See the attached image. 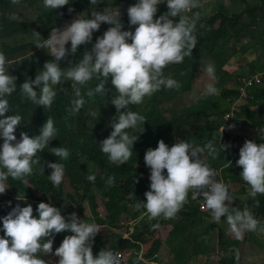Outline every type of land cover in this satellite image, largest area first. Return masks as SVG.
Listing matches in <instances>:
<instances>
[{
    "label": "clouds",
    "instance_id": "clouds-1",
    "mask_svg": "<svg viewBox=\"0 0 264 264\" xmlns=\"http://www.w3.org/2000/svg\"><path fill=\"white\" fill-rule=\"evenodd\" d=\"M209 2L210 0H204L199 4V0H128L115 7L102 6L98 9L96 6L102 5L103 0H89V10L74 13L59 29L52 28L44 39L40 38V33L36 30L41 21L39 8L54 10L69 4V0H39L36 5L26 7L38 6L39 20L31 19L32 21L25 20L16 13L13 7L17 0H14L10 8H0V19L6 18L8 22L21 26L28 23V28L35 31L33 35L19 33V44L16 45V38L3 37V24L0 21V194L8 188L6 182L9 177L22 181L30 175L32 165L37 160L34 154L47 147L53 138L56 139L58 126L50 113H53L52 108L56 102L55 86L66 80L70 81V88L73 90V99L70 100V110L73 113H80L85 109V96L100 94L96 104L100 107L98 115L102 117H98L97 121L99 132L96 143L98 150L106 154L109 163L119 166L130 158L139 167L143 158L149 170V182L145 179L144 183L141 182L137 201L117 192L118 196L125 197L121 205L113 204V215L108 210L112 204H106L110 199L102 197L104 190L109 193L108 189L95 188L98 191L93 196L94 202L100 208H97L96 215H90L89 205H85V215L90 216L89 220L82 216L83 211L78 207L72 210L58 201L56 205L43 201L32 202L19 193H14L21 203H16L10 211L0 216V231L3 232L0 235V264H222V260L229 264L234 251V255H241L243 258L245 246L254 243L253 237L258 236V221L252 215L254 206L251 198L258 193L264 194V142L245 140L239 147L235 163L241 168L239 177L248 185L251 196H233L230 194V187L226 185V177L218 159V151H224L230 144L219 143L217 148L214 140L209 137L203 142L196 139L185 141L181 136L175 135L177 132L173 129L166 131L155 141L152 133L157 131V117L150 109L142 106L145 103L142 101L144 97L157 95L178 85L180 95L177 99L183 105L185 96L196 94L197 91H200L199 96L204 93L206 98L212 94L220 95L219 89L216 91L212 83L217 82V74H220L217 61L205 56L200 58V62L199 58L196 61L198 54L192 49L196 43L202 48V31L200 34L196 26L198 14L194 13V9H203V5ZM222 2L225 3L224 0ZM240 2L245 5L244 0ZM162 3L167 10L156 16L157 7ZM121 4L127 7L125 17L128 18L131 30L124 29L120 21L119 16L123 14L109 10ZM254 5H264V0ZM236 10L239 12L243 9ZM68 11H72L71 7ZM86 13H90V16H79ZM206 13L210 16L217 14L213 10ZM231 15L227 16L232 17ZM257 20L255 25L250 26L246 37L239 35V39L237 37L231 43L237 46L234 49L237 52L233 51L231 61L225 68L233 77H240V83L231 81L229 87L238 90L241 95L225 113L227 119L225 118L221 131L234 125H242L241 111L250 100L255 101L254 105L251 104V109L260 100H264V67L257 64L262 60L264 62V15L257 17ZM101 22L110 26L92 42L93 33L99 29ZM219 27L221 21L214 26L215 29ZM84 43H91L90 50L85 49L75 63L69 61L70 66L61 67L59 61L69 54H75L78 46ZM9 44L20 47L28 45L29 52L44 48L47 52L43 51L39 56L42 59L47 54L52 56V59L44 62L33 79H24L19 85L21 94L33 103L31 113L22 115L9 111V106H13L9 104L8 96L17 89L16 76L9 74L14 64L10 59L12 56L7 53L6 47ZM29 52L20 58V62L26 59ZM186 56L188 59L195 58L199 67L192 89H184L181 87L182 82L178 84L175 79L163 74L166 65L181 63ZM232 61L237 63V68L230 71L227 66ZM205 72L209 78L201 75ZM109 77L110 84L105 86ZM199 77L201 80L198 82ZM93 78L98 83L81 95L78 86L85 85ZM258 91L262 93L256 99ZM133 104L136 107H132ZM263 106L264 102L252 111L256 113ZM90 115L95 117L96 113L91 111ZM23 116L28 120L25 121ZM83 116L84 125L92 126V117L85 112ZM165 118L170 120L171 114L166 113ZM200 122L205 121L200 119L199 123L193 121V124L200 126ZM200 129L201 126L198 131ZM51 149L60 158H66L69 154L65 147ZM136 153L140 155L139 160H134ZM80 166L81 169L78 170L76 167H64L57 161L48 162L47 167L51 171L47 178L55 187L64 176L71 186L69 175L81 182L86 176V168ZM40 170L43 171V168ZM92 172L83 182H93L97 175L111 190L120 185L111 169L99 167L96 173ZM18 185L13 184L12 188ZM82 196L86 201L92 199L90 196ZM233 198H248L251 211L246 207L241 209L231 206ZM193 200L198 201L201 210V215H195L194 218L189 216ZM7 203L11 205V201ZM22 203L26 205L23 206ZM30 203L36 205V209ZM184 213L189 217L183 219ZM207 217L213 223H208ZM221 217L228 226L214 223ZM179 221L190 230L181 235L183 253L177 258L174 253L171 254L176 246L171 244L170 233L175 230ZM211 224L213 228L209 237L213 239V243L208 240L212 247L211 255L199 256L196 245L202 238L189 232H203ZM221 231L231 241L236 238V244L233 246L232 242L225 249L218 239ZM244 232L248 233L247 241L241 238ZM97 233L104 235L108 242L99 251L91 250ZM117 237L129 243L120 252L113 251L109 245ZM259 237L264 239V236ZM132 242L140 247L132 246ZM243 264H246L244 258Z\"/></svg>",
    "mask_w": 264,
    "mask_h": 264
},
{
    "label": "trees",
    "instance_id": "trees-1",
    "mask_svg": "<svg viewBox=\"0 0 264 264\" xmlns=\"http://www.w3.org/2000/svg\"><path fill=\"white\" fill-rule=\"evenodd\" d=\"M13 2L14 0H0V8H10L14 4ZM38 2L39 0H23L22 4L25 7H32ZM123 2H128V0H103V4L97 5L96 7L98 9L102 6L115 7ZM203 2L204 0H199V4ZM244 2L248 3V0H244ZM209 5H218L221 9L216 11L217 14L214 16H210L206 13ZM247 5V9L238 12L236 9L230 10L228 6L223 4L222 0H220L219 4H216V0H212V2L203 5V9L201 7L194 9V13L198 14L196 26H198L200 34L202 31V48L196 43L192 49L198 54L196 61L199 58L200 62V58L204 56L213 58L217 61L220 74H217V82L213 81L212 83L214 84L216 91L219 89V96L212 94L207 96V98H201L198 102V107L193 109V106L191 108L188 105H183L177 99L180 95V90H177L178 85L174 88H168L165 92H161L157 95L146 96L142 100L145 102L142 106L146 109H150L157 117V131L152 133L153 137H155V141L157 138L161 137L162 134H165L166 131L173 129L177 132L175 135L181 136L185 141H188L189 139L195 141L196 139L198 142H203L209 137L214 140L217 148H219V143H228L231 145L224 151H218V159L220 167H222V173L226 177V185L230 187V194L237 197L251 196L249 195L248 185L239 177L241 168L235 163L238 159L239 147L242 146L245 140H253L257 143L264 142V106L260 111L254 113L255 111H252L250 108L251 104L254 105L255 103L253 100H250V103L242 108L240 116V119L243 118L242 125H234L229 129L221 131L222 126L225 124V113L230 110L232 102L238 99L241 95L238 90L229 87L231 81L240 83V77H233V74L229 73L225 68V66L231 61L230 55L233 54V51L237 52V50H234L237 46H234L231 43L236 40L239 35H242V37L247 36V31L250 29V26H253L258 22L257 17L255 16L256 13L260 14L258 16L260 18L264 15V5L252 6L249 3ZM69 7L72 9L71 12L68 11ZM90 7L89 0H69V4L63 5L54 10L43 9L40 7L39 17L41 21L38 24V29H36L38 33H40V38H47L52 28L59 29L64 21L73 17L74 13L85 9L89 10ZM166 10V5L162 3L161 6L157 7V12L155 14L158 16ZM229 14H232V17L227 16ZM119 19L122 22L124 29L131 30V26L127 23V17L119 16ZM0 21L3 24V37L7 39L16 38L14 42L16 45L19 44V33L23 32L26 35L35 34V31L28 28V23H24L23 26H21L18 23H10L3 17ZM219 21H221V27L215 29L214 26ZM229 25L231 28L234 27V29L239 26L240 28L234 30L231 34H227L226 31L229 29ZM109 26V24L101 22L99 29L93 33L92 42L95 41L96 36L102 35ZM21 27H23V29ZM32 44L35 45L34 43ZM65 46L68 47V44ZM90 48L91 43L79 45L75 54H69L59 61L61 67L70 66L69 61L75 63L81 58L84 50H90ZM6 49L8 55L12 56V58H9L14 62L9 74L16 76L17 84V89L8 96L9 104L15 108L9 106V111L12 114L31 113L34 109L33 103L21 94L19 85L24 79H33L36 72L43 67L44 62L52 59V56L47 54L45 58L42 59L40 57L38 58L28 55L24 61L20 62V58L30 50L28 45L20 47L9 44ZM242 50H245V48H242ZM4 55L8 56L7 54ZM196 61L195 58L188 59L186 56L181 63L166 65L163 69V74L175 79L178 84L182 82L181 87H184V89H192L193 83L197 78L195 74H197L199 69ZM257 64L264 67L263 60ZM96 83H98V80L93 78L85 85L78 86L80 87L81 95H84L88 88H94ZM109 84L110 77L109 81L105 83V86ZM33 87L34 90L38 91L36 86ZM55 87L56 96L54 97V100H56V102L52 108L53 113L50 114L56 119L58 126L57 137L55 140L53 138L47 147L38 150L37 154H34V158L37 160L36 163L32 165V173L30 175L24 177L22 181L14 180L11 177L8 178L6 182V187L8 188L5 189L4 193L0 194V216L5 215L10 211V208L16 203H21L14 195V193H19L22 197L32 200V202L43 201L45 203L55 204L56 201H58L59 203H62L64 207L72 210L78 207L83 211L82 216L86 220H89L90 216L85 215V205H89L90 215H96L98 213L97 208H100L97 203L94 202L93 196H95V193L98 191L94 190L95 188L108 189L109 193H106V190H104L102 197L110 199L106 204H112V206L108 207V210L109 213L113 215V204L121 205L125 197V195L118 196L117 192L126 194L134 201H137L141 190V182L144 183V179L146 182H149V170L145 166L143 158L139 163V167H136L133 160L131 161L130 158L127 162L117 166L114 163L110 164L107 160L106 154L98 150L96 138L99 132V125L97 124V121H99L98 117H102V115H98L100 107H97L96 101L99 99L100 94H94L92 97L85 96V109L80 113H73L70 110V100L71 98L73 99V90L70 88V81H63ZM261 93V91H258L255 94V98L258 99ZM132 107H136V104H133ZM91 111L96 113L95 117L90 115ZM84 112L92 117V126L84 125ZM168 112L171 114L170 120L165 118L166 113ZM200 119H204L205 122H200L202 129L198 131L200 126L194 125L193 121L199 123ZM24 120L27 121L28 118L24 117ZM32 121L34 122L35 119ZM60 146L68 149L69 154L66 158L57 157L51 152V148ZM139 158L140 155L136 153L134 160H139ZM55 161L62 163L64 167H76L77 169H81L80 165H86V176L91 171H93L92 174L96 173V169L99 167L111 169L117 176L120 185L115 190H111L109 187L105 186V182L97 175H95V180L93 182L86 183L83 182L86 176L81 182L74 180L72 176L69 175L71 186L63 176L61 183L58 186L53 187L47 178L48 173L51 171L47 167V163ZM41 167L43 168V171L40 170ZM15 183H18L19 185L12 188V185ZM231 187L233 191H231ZM82 194L90 196L89 198L92 199L86 201ZM9 201H11V205L7 203ZM252 202L254 206L252 215L258 221L256 230L263 237L264 194L258 193L255 196H252L251 203ZM30 204L33 206V209H36V205L33 203ZM22 205L25 206L26 203H22ZM33 214H37L35 210H33ZM195 215H201L200 205L197 200H193L189 216L194 218ZM189 216L184 213L183 219H186ZM177 223L178 225L175 230L170 233V236H172L171 244L176 246V250L171 252V254L174 253L176 257L179 258L183 253L181 235L190 230V228L187 225H184L181 221ZM212 228L213 225L211 224L209 227H205L203 232H189L195 237L202 238V240L196 245V252L199 256L211 255L212 247L208 240L213 243V239L211 240L209 237ZM0 235H3V232L0 231ZM241 238L242 240L247 241L248 233L246 234L244 232ZM218 239L225 249H228L232 242L234 246V244H236L234 241L237 240L234 238V241H231L222 231L219 232ZM252 242L262 248L264 247V239L259 236L253 237ZM142 243L145 244L144 241H142ZM106 244H108V242L105 236L97 233L93 238L91 250L99 251L100 247ZM109 245L113 251L120 252L127 248L129 243L128 241L117 237L112 240V243L109 242ZM131 245L140 247L139 244L134 242H132ZM233 253L230 257L231 259H229V264H243V258L241 255H234ZM222 264H226L224 260H222Z\"/></svg>",
    "mask_w": 264,
    "mask_h": 264
},
{
    "label": "rangeland",
    "instance_id": "rangeland-1",
    "mask_svg": "<svg viewBox=\"0 0 264 264\" xmlns=\"http://www.w3.org/2000/svg\"><path fill=\"white\" fill-rule=\"evenodd\" d=\"M218 2V0H217ZM224 4H228V8H230L231 10H234V9H247L248 8V3L251 4L252 6H255L254 4L255 3H259L260 0H248V3L244 2L245 5H243L240 0L239 2H237V0H224ZM125 5V4H124ZM124 5H120L119 7L115 8V9H110V11H113V12H119V15L120 14H123V16H125L127 14L126 12V9L127 7H125ZM216 5H209V7L207 8V10H212V8H214ZM243 7V8H242ZM14 10L16 11V13L23 17V19L25 20H30L32 21L31 19H34V20H39V17H38V6H35L33 8H26L23 4H22V0H17V3L14 5ZM218 9H221L220 7H218ZM87 15L90 16V13H86V14H81L79 16L81 17H86ZM260 14L256 13L255 16L258 17ZM70 23V22H69ZM240 28L237 27L236 29H234V27L232 28H229L226 33L227 34H231L234 30H238ZM239 39V37H238ZM44 52H47L44 48H37L36 50H32L29 52L28 55L30 56H35V57H39L42 53ZM234 59V58H232ZM212 64V63H211ZM213 67H214V64H212ZM227 68L230 70V71H233L234 69L237 68V63L236 62H231ZM201 75H204V77H207L209 78V76L207 75V73H202ZM200 75V76H201ZM201 80V78L199 77L198 78V82ZM209 83V82H208ZM205 87V86H204ZM200 91H197L196 94H191V95H187L185 96V101H184V104L185 105H190V106H193V109H196L198 107V102L201 98H204L206 96H204V93L201 94V96H199V93ZM264 102V100H260V102L258 103V105L256 106H253L252 109L256 110L258 108V106L260 104H262ZM226 118V117H225ZM227 119V118H226ZM227 126V125H226ZM226 126L223 128L225 129ZM222 129V130H223ZM83 167H86V165H83ZM249 199L248 198H243L242 200H238L236 198H233V201H232V205L233 207H238V208H247L249 210V212L251 211V204L249 203ZM131 211V210H130ZM88 212V211H87ZM207 222L208 223H213L211 222L210 220V217H207ZM215 224L219 223V224H222L223 226H228L226 221L223 219V217H221V219L219 221H216L214 222ZM256 234L258 236H260V234L258 232H256ZM215 243L217 244V240H215ZM243 258L246 262V264H263L264 263V247H260L254 243H251V244H247L243 250ZM51 264V262H50Z\"/></svg>",
    "mask_w": 264,
    "mask_h": 264
},
{
    "label": "crops",
    "instance_id": "crops-1",
    "mask_svg": "<svg viewBox=\"0 0 264 264\" xmlns=\"http://www.w3.org/2000/svg\"><path fill=\"white\" fill-rule=\"evenodd\" d=\"M210 2H212V0H210ZM219 4V0H218V2H217V0H216V4ZM218 5H216L214 8H212V10L214 11V12H216V11H219V9H218Z\"/></svg>",
    "mask_w": 264,
    "mask_h": 264
}]
</instances>
